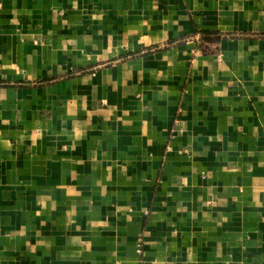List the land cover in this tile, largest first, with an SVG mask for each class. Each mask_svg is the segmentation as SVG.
<instances>
[{"label": "crops", "instance_id": "crops-1", "mask_svg": "<svg viewBox=\"0 0 264 264\" xmlns=\"http://www.w3.org/2000/svg\"><path fill=\"white\" fill-rule=\"evenodd\" d=\"M0 264H264V0H0Z\"/></svg>", "mask_w": 264, "mask_h": 264}, {"label": "trees", "instance_id": "trees-1", "mask_svg": "<svg viewBox=\"0 0 264 264\" xmlns=\"http://www.w3.org/2000/svg\"><path fill=\"white\" fill-rule=\"evenodd\" d=\"M198 36H199V42H200V45H203L205 46V44L207 45H210V44H218L221 39L225 36L224 34H221L219 32H197L196 33ZM177 41H171V42H168V45H171L173 43H175ZM180 43V41H178ZM159 50V46H153V47H150V48H147L146 50L144 51H138V52H135V53H132L128 56H124L122 58H120L119 60H127V58H132V57H135V56H138L140 55L141 53H144V55H148L149 53L151 52H154V51H157ZM91 69L92 67L86 69V70H83L80 72V74H84V73H88V72H91Z\"/></svg>", "mask_w": 264, "mask_h": 264}]
</instances>
